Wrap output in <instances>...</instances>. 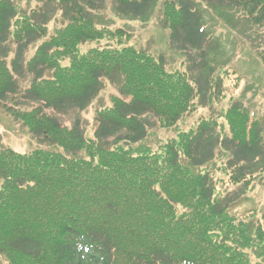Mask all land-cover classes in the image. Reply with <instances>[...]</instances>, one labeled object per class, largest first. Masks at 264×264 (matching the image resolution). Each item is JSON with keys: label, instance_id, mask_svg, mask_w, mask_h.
Segmentation results:
<instances>
[{"label": "trees", "instance_id": "trees-1", "mask_svg": "<svg viewBox=\"0 0 264 264\" xmlns=\"http://www.w3.org/2000/svg\"><path fill=\"white\" fill-rule=\"evenodd\" d=\"M106 1L44 0L21 14L0 0V103L20 96L25 110L8 111L58 148L0 149V264H264V208L245 219L230 211L264 174V118L231 96L242 78L211 66L218 44L191 0L161 2L171 40L182 36L200 52L196 67L177 71L125 46L126 31L98 25ZM204 1L264 30V0ZM157 2L110 0L134 19ZM105 82L118 94L96 109L92 137L81 119L61 122L95 103ZM227 97L219 117L191 124L199 107ZM156 123L171 137L153 150L146 144Z\"/></svg>", "mask_w": 264, "mask_h": 264}, {"label": "rangeland", "instance_id": "rangeland-1", "mask_svg": "<svg viewBox=\"0 0 264 264\" xmlns=\"http://www.w3.org/2000/svg\"><path fill=\"white\" fill-rule=\"evenodd\" d=\"M44 0H13L21 14H28L32 9L40 6ZM197 5L198 10L203 15L205 30L210 39L218 44L217 51L209 54L211 66L213 68H227L230 72L239 74L242 82L239 87H231V96L237 101H241L244 106L257 119L264 118V66L257 57L256 51L260 46L264 45V30L253 25L248 20H243L241 15L234 9L207 5L204 0H191ZM217 2L218 0H214ZM162 0H158V4L149 13L146 9H141L139 12L145 17L141 19H133L121 17L112 8L110 0L106 1L105 9L98 15V25H106L111 29H122L129 34L124 41L125 46L132 47L137 50L145 51L153 55L156 59H161L168 71L186 70L188 67L194 66V60L197 61L199 51L194 50L186 43V39L178 36L171 40V30L165 27ZM212 2V3H215ZM109 3V5H108ZM148 13V14H147ZM128 15H133L129 13ZM59 17V15L57 16ZM55 23V24H54ZM50 25V31H53L56 22ZM58 26V25H57ZM263 41V42H262ZM106 41L92 46H105ZM117 45L116 42H111ZM37 46H32L29 53L31 57ZM184 46H189L190 49L182 50ZM264 48V47H262ZM190 50V51H189ZM208 62V65L210 64ZM11 67V62H8ZM208 67V71L213 69ZM22 90L29 88V81H22ZM105 90L100 95L99 99L92 104L85 112L72 114L70 116H58L61 122L70 126L78 118L81 119L86 135L92 137L97 128L95 122V111L101 106L109 104V96L118 94V88L109 85L105 82ZM229 97L224 100V103L217 104L216 102L208 108H200L198 113L190 119L191 124H195L202 116L219 117L223 108H227L230 104ZM232 99V98H231ZM21 97L11 98L6 103H0V147H8L15 152L26 154L36 151L37 149L55 150L56 146L47 145L48 143L40 142L36 139L29 130L18 120H16L8 111L10 108H15L24 111L25 108L19 105ZM29 105V104H27ZM32 106H38L31 104ZM155 124V121L152 120ZM171 137L169 132H165L158 127V124L153 127L150 133L147 146L153 150H157L164 143L167 137ZM228 157L219 156L220 161L227 160ZM219 181L218 187H224ZM230 188L229 191H232ZM235 206L231 208L233 216L239 219H245L253 208L258 207L259 210L264 208V174L259 177L255 189L250 195L243 196L238 201L234 202ZM263 212V211H261ZM260 214L258 215V217Z\"/></svg>", "mask_w": 264, "mask_h": 264}]
</instances>
